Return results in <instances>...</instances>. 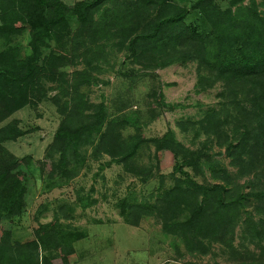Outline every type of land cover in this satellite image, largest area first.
<instances>
[{"label":"trees","instance_id":"16d2710c","mask_svg":"<svg viewBox=\"0 0 264 264\" xmlns=\"http://www.w3.org/2000/svg\"><path fill=\"white\" fill-rule=\"evenodd\" d=\"M24 32L27 41L22 55L13 40ZM107 41L126 49L133 61L143 58L161 68L195 62L199 88L217 82L224 86L234 113L219 120L218 113L208 109L197 123L209 134L229 123L228 119L235 120V127L242 130L234 142H227L225 155L237 167L238 175H252L254 191L229 195L235 177L206 151L177 141L171 129L159 136L144 137L140 132L124 138L121 129L126 120H110L102 102L88 103L77 82L63 91L67 100L52 99L62 117L35 166L30 155L17 157L4 146L25 132L16 124L0 128V223L11 222L24 212L27 176L34 170L48 179V187L58 185L75 177L89 149L94 157L101 153L109 157L99 165L100 170L121 165L126 173L145 182L149 170L139 165L137 155L144 144H151L155 154L164 150L173 154L171 184L163 186L160 176L153 203L137 201L131 193L121 197L116 206L125 223L138 226L141 216L157 213L163 217L162 229L185 243L210 242L217 234L233 229L252 197L259 203L255 208L262 218L254 223L245 220L248 225L255 224V235L263 237L264 0H229L225 8L217 0H188L186 5L173 0H76L71 4L63 0H0V122L40 101L44 96L42 81L62 82L66 74L62 68L76 58L87 68L99 70ZM72 73L83 83L89 81L84 70ZM152 95L156 105H164L160 90ZM204 168L220 181L208 182ZM93 202L86 198L78 203L86 208ZM258 223L261 227L257 230ZM85 235L84 230L54 217L39 223L32 239L12 242L11 228L0 225V264H36L40 252L44 264L56 258L65 261L74 251L73 243Z\"/></svg>","mask_w":264,"mask_h":264},{"label":"rangeland","instance_id":"374dc122","mask_svg":"<svg viewBox=\"0 0 264 264\" xmlns=\"http://www.w3.org/2000/svg\"><path fill=\"white\" fill-rule=\"evenodd\" d=\"M63 1L71 4L76 0ZM173 1L179 5L188 2ZM217 2L225 8L229 0ZM26 41V32L13 40L20 45L22 55L26 51ZM103 52L99 70L87 68L80 58H76L73 64L62 68L66 73L62 82L42 81L44 96L40 101L24 106L0 122V128L16 124L25 132L13 141L4 142L11 153L17 157L30 155L34 166L42 159L62 117L52 99L58 96L60 103L67 100L63 91L78 82L77 89L88 103L102 102L110 120H126L121 129L124 138L140 132L144 137L159 136L171 129L177 141L190 149L206 151L235 177L229 195L254 191L256 182L251 179L252 175H238L237 167L225 155L227 142L237 138L238 131L242 130L235 127V120L228 119L229 123L209 134L197 123L208 109L215 110L219 120L227 113H234L224 86L217 82L211 87L199 88L195 62L174 63L161 68L154 61L143 58L133 61L126 49H118L112 41H107ZM82 70L89 75L87 83L72 73ZM157 90L163 94V106L155 104L152 94ZM108 159L103 153L94 157L88 149L85 163L75 177L61 180L54 186L48 187V179L36 170L28 175L24 212L11 222L0 223L4 228H11V241L32 239L39 223L58 217L65 224L84 230L86 235L73 243L74 251L65 261L56 258L51 264L264 263V234L258 237L252 228L255 224L246 222L250 219L254 223L262 218L255 208V204L259 205L255 199H248L233 229L226 228L230 232L219 233L210 242L203 239L201 243L193 240L185 243L181 237L162 229L161 215H143L138 226H131L124 222L116 206L117 201L129 193L137 201L153 203L159 192L160 176L163 186L171 184L173 154L168 150L155 154L153 145L144 144L139 149L137 162L149 170L145 173V182L126 173L121 165L111 164L100 170L99 165ZM203 173L210 183L220 181L212 178L207 168ZM196 179L202 181L200 176ZM86 198L94 202L82 208L78 202ZM260 227L258 223L254 228Z\"/></svg>","mask_w":264,"mask_h":264},{"label":"built area","instance_id":"2783aa9c","mask_svg":"<svg viewBox=\"0 0 264 264\" xmlns=\"http://www.w3.org/2000/svg\"><path fill=\"white\" fill-rule=\"evenodd\" d=\"M36 264H44L43 262V259H42V255H41V252L39 253V256H38V261Z\"/></svg>","mask_w":264,"mask_h":264}]
</instances>
